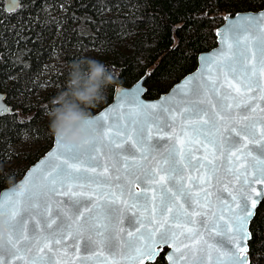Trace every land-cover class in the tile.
I'll use <instances>...</instances> for the list:
<instances>
[{"label":"water","instance_id":"water-1","mask_svg":"<svg viewBox=\"0 0 264 264\" xmlns=\"http://www.w3.org/2000/svg\"><path fill=\"white\" fill-rule=\"evenodd\" d=\"M19 2L4 0V8L13 12ZM261 12L225 14L216 45L199 53L196 68L159 97L145 98L146 76L117 85L111 102L91 115V121L103 116L110 125L107 136L87 127L96 136L95 159H88L92 143L84 153L71 146L79 157L71 161L73 178L54 191L44 189L33 206L24 197L36 189L26 181L58 163L63 151L53 136L49 150L0 191V199L23 192L21 206L28 209L21 212L22 231L9 233L0 247V264H134L128 245L145 229L153 241L165 229L172 239L157 242L155 255L140 264L153 263L163 251L166 264L226 262L239 237L230 227L225 234V225L234 221L242 197L251 202L264 188L257 179L264 160V67L253 55L264 29L249 28L241 39L249 48L250 71L239 75L225 67L240 47L229 29L259 19ZM137 87L140 106L127 104L123 97ZM11 112L0 89V118ZM164 203L169 211L161 214ZM253 218L244 242L248 264ZM239 252L245 255V248Z\"/></svg>","mask_w":264,"mask_h":264},{"label":"trees","instance_id":"trees-1","mask_svg":"<svg viewBox=\"0 0 264 264\" xmlns=\"http://www.w3.org/2000/svg\"><path fill=\"white\" fill-rule=\"evenodd\" d=\"M7 12L0 0V89L12 112L0 118V191L16 182L52 145L45 113L66 89L73 61H101L116 83L89 108L95 114L117 85L146 76L154 99L197 66L216 45L225 14L257 11L262 0H19ZM24 140L34 147L24 163L3 167ZM250 264H264V201L250 223ZM164 251L151 264H166Z\"/></svg>","mask_w":264,"mask_h":264},{"label":"snow or ice","instance_id":"snow-or-ice-1","mask_svg":"<svg viewBox=\"0 0 264 264\" xmlns=\"http://www.w3.org/2000/svg\"><path fill=\"white\" fill-rule=\"evenodd\" d=\"M262 3H264V0H262ZM259 17V19L249 18L245 22V25H237L229 29V32L233 34L235 45L240 46L237 51L233 52L231 61L225 65L227 71L234 75H239L240 72L247 74V72L250 71V69H248L245 64V62L249 59V48L247 43L241 45V39L244 37L249 28L255 27L258 31H260V29H264V12H261ZM227 39L228 37H225V40ZM229 47H231V45ZM255 50L256 51L253 53V55L258 53L260 65L261 67H264V31H260V34L257 37ZM139 91L140 89L137 87L136 90L126 93L125 97H123L124 101L129 105L140 106L138 96ZM86 127L91 128L97 135L105 137L108 134L110 125L104 122V118L102 116L95 122L91 120L88 121L86 123ZM112 139L113 138L109 137L110 141ZM92 144L93 147L88 154L89 160L95 159V153L97 151L95 142H92ZM116 146L119 147V145ZM60 147L63 151L56 157L59 162L52 165L49 169L42 170L39 176L29 178L26 181L27 184L32 185L33 188L36 189L31 195L24 197V200H27L33 206H35L36 202L42 201L44 189H50L54 191L57 184L63 186L67 180L73 178L72 170L75 169L76 166L71 163V161H77L79 160V157L73 147L64 145H61ZM258 165L257 171L259 176L257 179L259 182L264 183V160L259 161ZM76 170L78 171V169ZM254 182L256 181L254 180L249 182V186H251V183ZM21 187L23 188L24 184H22ZM253 191L255 190L253 189ZM185 196H187L188 199H191V197L188 196V193H185ZM22 197L23 192L6 193L3 198L0 199V217H7V222L5 223L4 228L10 234L17 232L18 230L22 231L23 228V218L21 217V212L27 211L28 209L22 208ZM260 201H264V188L260 189L259 192H256L255 196L251 199V202H249V199L246 197L241 198L240 204L237 205V211L234 213V221H232L230 225H225V234H227V229L229 227L234 229L233 235L239 237V243L237 244L236 248L230 249L232 255L226 262H221V264H248L246 245L244 243L249 238L247 225L255 215L257 204ZM166 211H169V207L167 203H164L161 214ZM149 223H151V221H149ZM60 227L63 226L61 225ZM141 237L145 238L147 242L140 244ZM9 239H11V236ZM171 239L172 233L169 229H165L164 231L160 232L157 241H153L152 234L148 233L147 229H145L144 232H141L137 237L134 238V241L130 242L128 245V249L131 252V259L134 261V264H140V261L145 256L152 257L155 255L153 248L157 242L169 243ZM240 247L245 248V255L243 256L240 255ZM178 251L179 249H177V252Z\"/></svg>","mask_w":264,"mask_h":264},{"label":"clouds","instance_id":"clouds-1","mask_svg":"<svg viewBox=\"0 0 264 264\" xmlns=\"http://www.w3.org/2000/svg\"><path fill=\"white\" fill-rule=\"evenodd\" d=\"M66 89L57 93L52 107L45 113L49 129L58 142L64 146H74L81 153L86 152L96 139L86 127L92 119L89 108L101 102L109 86L116 80L105 65L95 58L85 57L73 61ZM7 217H0V247L4 246L9 233L4 228Z\"/></svg>","mask_w":264,"mask_h":264},{"label":"rangeland","instance_id":"rangeland-1","mask_svg":"<svg viewBox=\"0 0 264 264\" xmlns=\"http://www.w3.org/2000/svg\"><path fill=\"white\" fill-rule=\"evenodd\" d=\"M30 147H34V145L31 143L30 140H24L19 145L15 146L13 148V153L11 156L8 157V159L4 160L5 163L3 167H9V166H17L18 164H23L24 161V155L27 150H29Z\"/></svg>","mask_w":264,"mask_h":264}]
</instances>
